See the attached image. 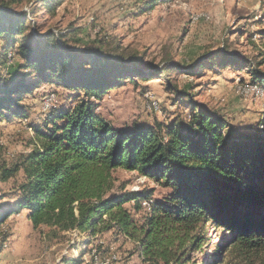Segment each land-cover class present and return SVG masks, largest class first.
Listing matches in <instances>:
<instances>
[{"label":"trees","instance_id":"1","mask_svg":"<svg viewBox=\"0 0 264 264\" xmlns=\"http://www.w3.org/2000/svg\"><path fill=\"white\" fill-rule=\"evenodd\" d=\"M0 44V66L8 65V57L22 61L17 77L0 81V116L7 113L8 119H27L23 97L47 82L99 101L134 79L145 81L170 70L190 73L172 62L153 70L97 48H75L67 35L41 34L27 13L3 2ZM207 56L198 61L199 71L205 65L233 66L247 70L252 85L264 89V73L249 58L227 48ZM171 89L191 113L167 128L134 124L118 129L86 102L54 112L52 126L44 130L33 126L34 148L15 164L0 160V182L23 174L15 186L17 202L1 211L0 226L27 210L34 230L49 241L80 231L92 245L96 237L117 231L137 243L143 264H188L194 252L204 253L211 225L230 235L226 254L213 255L207 264H264V119L263 129L243 133L190 93ZM118 170L135 172L168 194L161 201L152 192L110 194ZM150 201L141 221L125 208L133 203L139 212Z\"/></svg>","mask_w":264,"mask_h":264},{"label":"rangeland","instance_id":"2","mask_svg":"<svg viewBox=\"0 0 264 264\" xmlns=\"http://www.w3.org/2000/svg\"><path fill=\"white\" fill-rule=\"evenodd\" d=\"M0 2L9 4L13 11L27 13L31 25L41 34L54 31L67 35L75 48H97L107 56L147 69L161 70L172 62L190 71L170 70L145 81L134 79L136 82L111 89L99 101L52 82L40 85L21 102L27 119H8L7 113L0 116V160L7 165L15 164L34 148L33 126L44 130L46 125L52 126L49 118L54 112L71 111L83 102L118 129H131L134 124L167 128L173 122L186 121L191 113L171 89L178 86L243 133L255 132L264 119V89L260 97L252 93L257 85H252L247 70L219 65L198 69V61L208 58L207 54L227 48L231 54L249 58L264 73V0ZM21 63L8 57V65L0 66V81L17 77ZM22 177L20 172L8 182H0V213L16 204L15 186ZM113 178L110 194L152 192L157 201L168 194L167 189L135 172L118 170ZM145 207L142 204L136 212L133 203L125 206L140 221L145 217ZM207 231L204 253L194 252L188 264H207L213 255L226 254L230 234L211 225ZM65 236L58 242L44 238L22 210L0 226V264H94L96 258L109 264H143L137 243L117 231L96 237L92 245L86 244V235L80 231Z\"/></svg>","mask_w":264,"mask_h":264},{"label":"bare ground","instance_id":"3","mask_svg":"<svg viewBox=\"0 0 264 264\" xmlns=\"http://www.w3.org/2000/svg\"><path fill=\"white\" fill-rule=\"evenodd\" d=\"M245 85H246V84H245ZM245 85H244V86H245ZM249 87H250V86H249ZM241 88H242V87H241ZM247 88H248V87H247ZM244 89H246V88H244ZM254 89L257 90V91H261L262 88H261L260 86H259V87L254 86ZM239 93H240V92H239ZM257 94H258V93H257ZM247 95H248V94H247ZM245 97H246V96H245ZM150 203H151V201H150V202H144L143 205H145V206L147 207V206L150 205ZM109 262H110V261H107V260H106V262H104V261H101V259L96 258L94 264H109Z\"/></svg>","mask_w":264,"mask_h":264},{"label":"built area","instance_id":"4","mask_svg":"<svg viewBox=\"0 0 264 264\" xmlns=\"http://www.w3.org/2000/svg\"><path fill=\"white\" fill-rule=\"evenodd\" d=\"M244 85V84H243ZM252 89V88H251ZM252 93H258V96L260 97L261 96V91H257V90H253L252 89ZM154 108H156V103L155 102H152L151 104Z\"/></svg>","mask_w":264,"mask_h":264},{"label":"crops","instance_id":"5","mask_svg":"<svg viewBox=\"0 0 264 264\" xmlns=\"http://www.w3.org/2000/svg\"><path fill=\"white\" fill-rule=\"evenodd\" d=\"M24 211H26L27 215L29 214V212L27 210H24Z\"/></svg>","mask_w":264,"mask_h":264}]
</instances>
